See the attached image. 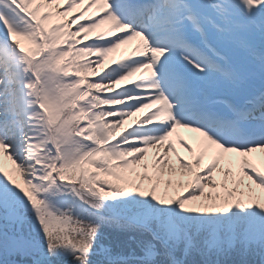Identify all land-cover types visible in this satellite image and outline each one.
I'll list each match as a JSON object with an SVG mask.
<instances>
[{"label":"snow or ice","instance_id":"6c2138e0","mask_svg":"<svg viewBox=\"0 0 264 264\" xmlns=\"http://www.w3.org/2000/svg\"><path fill=\"white\" fill-rule=\"evenodd\" d=\"M249 256L264 264V0H0V264Z\"/></svg>","mask_w":264,"mask_h":264},{"label":"rangeland","instance_id":"374dc122","mask_svg":"<svg viewBox=\"0 0 264 264\" xmlns=\"http://www.w3.org/2000/svg\"><path fill=\"white\" fill-rule=\"evenodd\" d=\"M128 48V47H126ZM118 57H120V53L117 54ZM139 114H137L136 116H134L133 118L136 119V117L138 116ZM141 115V114H140ZM139 115V116H140ZM138 116V117H139ZM114 239L115 242H116V247L114 246V251L113 252H119L121 250V247H122V240L123 238L119 236L118 233L114 232L113 230L111 229H106L105 230V233H104V238L101 240L100 244L103 246V247H107L109 248L108 246V243L111 239ZM98 252H101V249L98 248ZM196 259H203L202 257H199V256H196L194 257ZM94 259H101L103 260L104 259V256L101 254V255H98L97 257H95ZM180 259H183V256H180ZM248 259L251 261V264H258V261H259V257L258 256H249Z\"/></svg>","mask_w":264,"mask_h":264},{"label":"bare ground","instance_id":"6f19581e","mask_svg":"<svg viewBox=\"0 0 264 264\" xmlns=\"http://www.w3.org/2000/svg\"><path fill=\"white\" fill-rule=\"evenodd\" d=\"M126 47H128V48H126ZM129 49H130L129 46H124L122 49L118 50L117 52H115V53H113V54H110L109 61L106 62V63L111 62L113 59H119L120 57H117V54H118L119 52H121V54H122V53L126 52V51L129 50ZM137 75H139V74H137ZM133 117H134V116H133ZM133 117L129 118V120H128V123H129V124H131V123H133V122L135 121V119H134ZM181 133H182V135L185 136V138H188V137L194 135V134H192V133L184 132L183 130H181ZM179 152H180V154H181L182 156H185L186 158H190V159H191L190 154H188L183 148H181V150H180ZM257 157H258V159L260 158V157H259V154H257ZM205 161L207 162V157L205 158ZM4 164H5V167H6V168H12V167H13L11 161L7 160L6 158L4 159ZM218 179H219V178H218Z\"/></svg>","mask_w":264,"mask_h":264}]
</instances>
